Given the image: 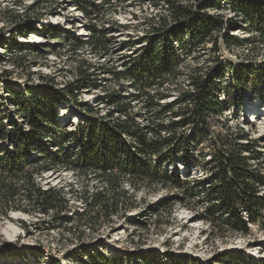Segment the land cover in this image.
<instances>
[{
  "label": "trees",
  "instance_id": "16d2710c",
  "mask_svg": "<svg viewBox=\"0 0 264 264\" xmlns=\"http://www.w3.org/2000/svg\"><path fill=\"white\" fill-rule=\"evenodd\" d=\"M95 1L72 0L89 20H93L91 10L96 9ZM162 1L169 15H160L158 22L149 28L148 36L139 43L147 46H142L133 59L125 62L123 70L108 71L119 89L101 97L100 101L110 106L105 115L79 101L82 93L102 88L98 75L91 72L92 66L80 70L75 80L63 88L56 89L54 80L41 77L46 82L44 86L27 87L20 92L10 86L9 78L20 70L24 72L25 65L16 62L19 58L7 60H11L13 69L0 75V84L7 94L6 102L14 107L15 116L22 122L19 125L14 119L0 118L3 216L11 210L26 211L29 206L53 224L78 220L95 228L100 219L111 220L127 210L126 201L130 198L125 184L134 190L139 186L171 185L180 189L187 185L188 181L181 179L178 164L189 174L205 157L194 151L207 144L209 175L199 180V185L212 204L207 210L209 217H205L212 228L210 233L222 224L236 232H247L249 223L264 230V195L261 194L264 177L250 163V157L259 160L255 155L257 146L246 135H236L232 144L229 136L214 137L209 123L210 118L221 115L232 104L244 107L242 92L249 79H252L250 93L264 101V61L235 68L219 57L222 47L228 51L248 44L264 48V0H196L198 5L191 8L181 5L180 0ZM150 2L156 5L161 1ZM222 5L228 7L232 17L209 13L226 7ZM16 17L17 31L26 34L21 29L27 28V24L20 16ZM89 29L91 33L86 41L78 36L65 38L63 47L67 46L71 53L89 47L93 54H108L110 42L106 34H101L95 25L90 24ZM237 29L251 34L253 39L245 43L231 35ZM4 34L5 31H0V40L4 38L0 49L6 41ZM137 44L126 42L124 49H135ZM208 44H211L208 63L213 65L191 68L186 75L189 89L179 88L183 76L179 70L181 57L200 54ZM121 82L129 83L132 95H128ZM234 90L240 93L232 96ZM171 93L176 95L174 102L163 104ZM237 93L239 101H236ZM70 104L80 108L73 130L61 124L59 114L60 107ZM135 104L140 105L138 112ZM172 166L174 172L169 173ZM59 170L84 179L93 176L105 189L92 192L85 189L87 208L69 215L72 209L66 193L54 188L45 190L37 182L45 173ZM69 192L74 191L69 189ZM78 250V264H264V259L246 256L242 250L225 251L206 261L188 255L141 253L126 262L122 257H106L89 244L81 245ZM84 254L87 260L83 259Z\"/></svg>",
  "mask_w": 264,
  "mask_h": 264
},
{
  "label": "rangeland",
  "instance_id": "374dc122",
  "mask_svg": "<svg viewBox=\"0 0 264 264\" xmlns=\"http://www.w3.org/2000/svg\"><path fill=\"white\" fill-rule=\"evenodd\" d=\"M160 1L155 5L150 0H96V9L91 10L93 20H89L72 0H0V31H5L3 37L6 39L4 48L0 49V75L12 70L11 60L19 58L16 62L25 65V69L24 72L20 70L13 73L9 78L14 90L23 92L27 87L44 86L46 82L41 77L54 80L53 86L58 89L73 82L80 70L92 66L94 69L91 72L98 75L102 88L82 93L79 101L89 104L100 115H105L110 111V106L102 103L101 97L119 89L108 71L123 70L125 62L133 59L142 46H147L139 43L148 36L149 28L158 22L160 15H169L164 2ZM180 2L188 8L198 5L196 0ZM209 13L224 18L233 16L227 6ZM16 16H20V20L27 24V28L21 29L26 34L17 31ZM150 19L153 21L149 22ZM90 24L102 31L101 34H106L110 42L108 54H93L89 47L71 53L67 46L63 47L65 38L78 36L86 41L91 33ZM231 35L245 43L253 39L251 34L238 29L232 31ZM3 39L0 41L3 42ZM126 42L138 44L135 49L125 50ZM252 45L233 48L231 51L222 47L219 57L235 68L252 61L263 62L264 48ZM210 48L211 44H208L200 54L181 57L179 70L183 76L179 80V88L189 89L186 75L191 68L213 65L208 63ZM8 59L11 60L7 62ZM227 79L228 75L225 83ZM248 81L241 98L244 107L232 104L221 115L210 118L209 123L214 137L229 136L231 144L236 142V135H246L254 141L257 146L255 155L259 160L252 159L249 154L244 156L250 157L252 167H258L264 177V120L253 121V115L264 116V101L255 99V94L250 93L252 79ZM121 84L127 88L128 95H132L129 83ZM236 92L234 90L232 96ZM238 93L236 101H239ZM6 97L0 84V118L4 121L14 119L20 125L22 120L15 116V109L6 102ZM175 99L176 95L171 93L162 103L169 104ZM139 107L135 104V112H138ZM59 114L61 124L73 130L79 120L80 108L72 104L65 105L60 107ZM242 117L245 118L243 123ZM209 147L206 144L194 151L205 157L203 163L191 169L189 174L184 166L178 164L181 179L188 181L180 189L169 185L152 188L137 186L134 190L125 184L124 189L130 198V201H126L127 210L113 216L111 220L100 219L95 228L78 220L53 224L48 217L29 206H26V211L11 210L7 216L0 212V264H78V249L87 244L106 257H122L125 262L130 258L134 260L136 254L141 253L188 255L206 261L229 250H242L246 256L264 259V230L261 227L249 223L247 232H236L230 226L218 222L217 225L221 226L218 225L210 233L212 228L205 217H209L207 210L211 209L212 204L206 199L202 185H199V180L209 175V167L206 166L210 158L207 156ZM171 172H174L173 166L169 168ZM37 182L45 190L54 188L66 193L72 209L69 215L87 208L84 202L85 189L90 192L105 189L93 176L84 179L63 170L47 172L38 177ZM69 189L74 192L70 194ZM261 194L264 195V188ZM23 203H26L25 200ZM83 259L87 260L85 254Z\"/></svg>",
  "mask_w": 264,
  "mask_h": 264
},
{
  "label": "bare ground",
  "instance_id": "6f19581e",
  "mask_svg": "<svg viewBox=\"0 0 264 264\" xmlns=\"http://www.w3.org/2000/svg\"><path fill=\"white\" fill-rule=\"evenodd\" d=\"M254 114H256V113H254ZM256 115H258V114H256ZM256 115H253V116H255L253 119H256L257 120V118H259L260 117V115L259 116H256ZM262 120V119H261ZM264 120V119H263ZM259 121V120H258Z\"/></svg>",
  "mask_w": 264,
  "mask_h": 264
}]
</instances>
